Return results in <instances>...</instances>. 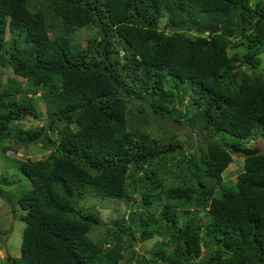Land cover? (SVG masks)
<instances>
[{
    "label": "trees",
    "instance_id": "obj_1",
    "mask_svg": "<svg viewBox=\"0 0 264 264\" xmlns=\"http://www.w3.org/2000/svg\"><path fill=\"white\" fill-rule=\"evenodd\" d=\"M92 24L99 37L75 42ZM261 54L263 0H0V66L23 79L0 84V147L49 149L16 161L29 185L12 264H264V147L243 156L235 181L222 178L230 144L264 139ZM39 91L45 117L36 98L16 96ZM25 118L42 123L11 127ZM171 122L200 146L165 130ZM86 194L131 210L94 239ZM135 233L159 238L143 253Z\"/></svg>",
    "mask_w": 264,
    "mask_h": 264
},
{
    "label": "rangeland",
    "instance_id": "obj_2",
    "mask_svg": "<svg viewBox=\"0 0 264 264\" xmlns=\"http://www.w3.org/2000/svg\"><path fill=\"white\" fill-rule=\"evenodd\" d=\"M264 2V0H263ZM252 5H255L252 2ZM166 18L160 19V27H169V24L166 23ZM207 34V33H204ZM10 34L7 30L5 33V39L9 38ZM90 37H99L98 31L96 27L92 25H86L85 27H81L75 31L73 34L74 41L77 43L84 44L85 41ZM121 42H123L121 40ZM231 53L233 50L231 48L228 49ZM241 50V47L238 48ZM120 54H123V50L120 49ZM260 64L259 66L264 69V54L260 55ZM242 69L246 71H250L252 68L247 66L246 64L242 65ZM255 70V69H254ZM8 78L11 79H19L23 80L20 76L13 73L11 68L1 67L0 66V84H6ZM41 91L32 94H17V98L24 96H32L36 98V106L38 111L41 112L42 117H45V106L43 100L40 95ZM188 100L183 102V106L187 104ZM178 105V103H176ZM132 109L133 106L131 105ZM42 121H39L35 118H25L20 122L11 123V127L18 129L20 128H35L40 126ZM160 126V125H159ZM164 129L169 131V133L173 132L172 129H176L175 133L177 134V138L182 140L186 145L193 144L194 147H199L201 139V134H197L196 131H190L182 126L176 125L174 122L170 124H162ZM176 127V128H175ZM160 127L158 125L152 126L153 131L158 132ZM224 143L234 142V138L225 134ZM232 146V144H230ZM247 148L257 147L261 150L264 147V139L259 137L257 139L251 140L248 144ZM15 148L7 153H4L0 147V191L4 192L7 197H2L0 195V264H12V257H16L20 255L21 249V241H22V233L25 227V222L19 219V205L17 204L18 194L26 187H28L29 180L23 176V180H21V175L16 168V161L19 159H24L30 157L32 159H39L45 157L49 149L43 148L40 144L38 145H16L12 144ZM194 150V149H191ZM190 150V151H191ZM233 161L228 165L226 170L222 173V178L224 181L229 182L231 180L235 181L237 178V174L243 169V155L233 153ZM140 201V195L136 194L129 201V204H135ZM81 204L85 208L92 209L97 216L100 218V223L92 228L91 235L94 239H100L101 236L104 235L105 225H111L112 222L118 217L123 215L124 219H126V214L131 210L130 205L126 203V201L122 199H97L90 194H86L83 196ZM134 245L132 248L138 250L139 252H145L150 247H152V243L159 238L157 234L154 235L151 239L146 240L143 243L138 241V233H135ZM144 245V249L140 250V246ZM205 251V248H204ZM197 261V259L195 260ZM197 264V262L193 263Z\"/></svg>",
    "mask_w": 264,
    "mask_h": 264
},
{
    "label": "water",
    "instance_id": "obj_3",
    "mask_svg": "<svg viewBox=\"0 0 264 264\" xmlns=\"http://www.w3.org/2000/svg\"><path fill=\"white\" fill-rule=\"evenodd\" d=\"M204 30L208 33V35H210V34H213V33L217 32V31H219V27L218 26H214L211 23H207L204 26ZM231 149L233 150L234 153H240L243 156H251V155H254V154H256V153H258L260 151V149L257 148V147L239 148V147H236L234 145L231 146ZM144 247H145L144 245H141L140 246V250H143Z\"/></svg>",
    "mask_w": 264,
    "mask_h": 264
}]
</instances>
